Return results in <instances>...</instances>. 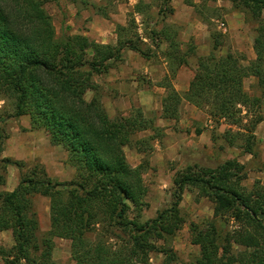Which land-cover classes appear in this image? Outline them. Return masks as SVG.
Listing matches in <instances>:
<instances>
[{"label":"trees","instance_id":"1","mask_svg":"<svg viewBox=\"0 0 264 264\" xmlns=\"http://www.w3.org/2000/svg\"><path fill=\"white\" fill-rule=\"evenodd\" d=\"M167 1L158 6L160 27L144 29L150 44L165 43L162 56L169 71L159 84L164 89L160 117L177 121L186 102L227 126L221 135L227 146L256 156L255 129L264 121V0H227L257 23L254 57L247 61L242 54H219L221 34L211 31V49L196 58L182 92L174 88L172 77L196 51L193 43L182 44L175 26L164 22L173 11ZM45 3L0 0V96L10 103L8 117L27 116L30 130L45 131L74 173L59 181L43 164L0 157V232H10L13 241L9 247L0 243L2 263L66 264L53 259L55 239L69 242L74 264H150L155 253L170 263L176 260L171 240L185 223L182 196L194 189L212 204L213 213L206 221L189 224L190 241L199 253L188 264H264V184L256 180L246 188V167L236 158L215 167L194 164L176 171L169 205L143 220L149 206L143 174L150 169L149 154L161 131L139 107L109 116L95 78L116 67L125 50L150 56L133 15L148 16L151 4L138 0L132 6L126 23L116 25L112 44L84 34L57 37ZM187 3L208 21L204 5ZM247 78H253L259 93L245 90ZM6 138L0 126V154ZM131 146L143 155L136 166L125 155L124 148ZM9 165L19 178L14 189L5 190ZM35 196L49 199V228L44 232Z\"/></svg>","mask_w":264,"mask_h":264},{"label":"rangeland","instance_id":"2","mask_svg":"<svg viewBox=\"0 0 264 264\" xmlns=\"http://www.w3.org/2000/svg\"><path fill=\"white\" fill-rule=\"evenodd\" d=\"M143 1L151 4L149 15L143 16L134 13L133 18L137 25V31L146 43L144 47L150 50L148 51L150 56L144 58L135 52L125 50L123 60L116 67L95 78L99 88H101V97L109 94L107 90L105 91V86L107 87L110 82L108 81L109 73L112 72L113 76L117 78V73L123 71L121 77L115 79L116 82L124 80L125 83L130 84L129 82L134 79L136 81L135 90L139 92L141 102L147 101L150 108L146 109V104H140L132 106L129 111L139 107L144 115L152 119L161 131V135L153 141L154 147L149 154L150 169L143 174L147 186L146 200L149 204L143 212V220L154 217L157 210L169 205L172 177L176 171L182 170L187 165L197 164L215 167L226 159L236 158L245 164L247 173L243 185L246 188H250L256 180L264 184V121L256 126L257 143L255 149L257 155L251 156L242 153L237 147L227 146L221 136L224 129L227 128L224 123L216 124L209 119L203 110L190 105L194 108L193 110L186 102H183L180 106V116L177 121L164 120L160 117L161 99L164 91H159L162 88L159 84L169 71L162 56L165 43H160L159 46L150 44L151 41L144 34V29L145 27L147 29L160 27V22L157 23V11L162 0ZM174 1L176 0L167 1L173 11L167 15L164 22L175 26L182 44L185 46L193 43L196 51V55L190 57L188 63L180 67L182 68L180 75L186 77L192 71L190 73L192 78L196 67V58L208 54L211 49V31L221 34L222 46L218 52L219 54L230 51L242 54L247 61L254 57L252 43L257 23L248 13L234 9L230 5L231 3L225 0H189L199 6L204 5L203 12L208 21H203L195 13L194 8L188 5L186 2L188 0H177L187 7H177L176 10L172 5ZM132 6L133 4H130L128 0H46L45 3V7L52 17L57 37L66 34H85L100 43H112L116 40V25L126 23L132 12ZM236 14L239 15V18ZM191 16H196L197 21H193L189 25V17ZM178 70L172 80L178 75ZM244 87L250 94L259 93L253 78L245 79ZM129 91L131 90L129 89ZM91 94V92H88L86 98L89 99ZM154 96H157L156 103H154ZM10 112V103L0 96V126L7 135L0 157L21 160L27 165L38 162L45 167L41 158L33 155L35 150H42L48 170L57 173L58 177L63 180H59L55 176H49L59 181L68 180L63 178L67 177V174H63L64 171L67 173V167H64L63 171L60 170V164L57 162V160H60L64 166V152L59 146H55L58 150L54 153H50L48 148H44L47 143H42L43 141L47 140L49 145L50 143L46 132L43 130H37L42 135L37 138V143L33 145L37 144L39 146L31 148V153L28 151L30 158L25 159L28 154L26 155V152L24 153L21 149L27 147V142H33L31 133L36 130L29 129L27 116L10 118L8 117ZM117 114L118 112L115 113V115ZM25 120L28 123H25ZM232 129L236 130L235 127H232ZM197 130L200 131L199 134L196 133ZM143 134L138 135L142 136ZM145 134H151V131H146ZM124 151L127 161L132 166H136L141 162L143 155L136 152L132 146L125 147ZM6 171V181L9 180L8 187L11 188L18 182L19 172L12 165L7 166ZM5 187H7L6 184L4 189ZM180 207L185 223L171 240V248L175 253L176 260L166 263L164 255L155 253L150 257V264H188L198 256L199 247L190 241L189 224L191 222L201 223L210 219L213 213L212 204L205 198L198 197L196 190L186 189ZM34 208L38 215L39 229L44 232L49 228V199L43 196H35ZM54 242L53 259L56 262L74 264L70 258L69 242L63 239H55ZM0 243L6 247L12 245L10 232L0 233ZM0 264H3L1 259Z\"/></svg>","mask_w":264,"mask_h":264},{"label":"crops","instance_id":"3","mask_svg":"<svg viewBox=\"0 0 264 264\" xmlns=\"http://www.w3.org/2000/svg\"><path fill=\"white\" fill-rule=\"evenodd\" d=\"M138 0H128V2L130 3V4H135L136 2H137ZM225 1H227V0H225ZM187 2V1H186ZM192 3H194V2H192ZM173 7H174V9L176 10V8L177 7H180V8H186L187 6H184V4L181 2V1H174L173 2ZM189 5V4H188ZM229 5V4H228ZM231 5V4H230ZM191 6V5H190ZM236 15H238V14H236ZM237 18H239V15L237 16ZM193 21H197V17L196 16H191V17H189V25H191L192 23H193ZM85 35V34H84ZM116 36V35H115ZM116 38V37H115ZM97 41V40H96ZM115 41L116 40H114L113 42H112V44H114L115 43ZM98 42V41H97ZM102 43H104V42H102ZM105 43H108V42H105ZM110 43V42H109ZM129 52H133V51H130V50H128ZM122 68V67H121ZM181 70H182V68H180L179 70H178V75L175 77V79H173L172 80V85L174 86V88L176 89V90H178V91H185L187 88H188V85H189V82H190V73L192 72V71H190L189 72V75H187L186 77H183L182 75H180V72H181ZM123 71H121V72H119V73H117V78L118 77H121V73H122ZM123 75V74H122ZM117 78H115L114 76H113V73L111 72V73H109V80L108 81H110L109 82V84L107 85V87L105 86V91L107 90L108 91V93L109 94H105V95H103L102 97H101V100H102V102H103V104H104V106H105V108H106V110H107V113L109 114V116H113V115H115V113H117V112H129V110L132 108V106H135V105H140V104H146L147 105V101L146 102H141V100H140V94H139V92H137L136 90H135V80L134 79H132V81H130L129 83L130 84H128V83H125L124 82V80H122V81H120V82H116V80L115 79H117ZM129 89L131 90V91H129ZM159 89V88H158ZM159 91H164V89L163 88H160V90ZM154 98V103H156V100H157V96H154L153 97ZM189 107L191 108V109H193L194 110V108L192 107V106H190V104H189ZM150 107L147 105L146 106V109H149ZM145 111V110H144ZM26 119V118H25ZM25 123H28V121L27 120H25ZM40 135H42L41 134V132H39V131H32V133H31V137L33 138V142L31 141V143H30V141L29 142H27L28 144H26L27 145V147H25V148H23V149H21L26 155L28 154V151L31 153V150L33 149V148H35V147H38L39 145H33V144H35V143H37V138L40 136ZM46 139V138H45ZM47 143L45 146H44V148H48V150L50 151V153L51 152H57V150H58V148H56L55 146H50L49 144H48V142H47V140H45V141H43L42 143ZM26 148H28V149H26ZM32 148V149H31ZM19 150H20V148H19ZM42 150H35L34 152H33V155L34 156H36V157H40L41 158V160L43 161V163L45 164V167H46V169H47V173H48V175H50V176H55V177H58V175H57V173L55 174V173H52L51 171H49L48 170V167H47V162L44 160V158H43V155H42ZM49 153V154H50ZM27 157L28 158H30V156H29V154H28V156H26V158L25 159H27ZM57 162L60 164V170H64L63 168L64 167H67V169H66V171H67V173L64 171L63 172V174H67V177H63L64 179L66 178V179H69L72 175H73V173H74V170H73V168H71L70 166H67V165H65L64 164V166H63V164L61 163V161L60 160H57ZM59 178V180H63L62 178H60V177H58ZM56 179V178H55ZM10 184V182H9V180H7L6 181V186L7 187H5V189L6 190H12V189H14V187L17 185V183H15L11 188H9L8 187V185ZM1 233V232H0Z\"/></svg>","mask_w":264,"mask_h":264}]
</instances>
